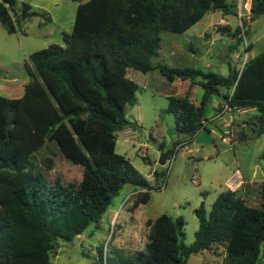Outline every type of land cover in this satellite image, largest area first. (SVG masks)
<instances>
[{"label":"trees","instance_id":"1","mask_svg":"<svg viewBox=\"0 0 264 264\" xmlns=\"http://www.w3.org/2000/svg\"><path fill=\"white\" fill-rule=\"evenodd\" d=\"M73 1L78 3L75 23L72 32L62 34L64 44L31 56L33 66L26 65L30 81L21 98L0 95V264H54L51 255L58 241L72 242L92 224H99L126 185L139 191L150 188L132 162L115 151L117 133L138 128L126 118L139 89L128 77L129 69L159 70L169 83L181 80L194 85L200 80L204 94L199 105L189 94L167 97L177 130L191 141L209 121L206 110L214 96L222 97V104L233 111L256 110L257 134H264V53L242 71L229 63L228 76L153 62L161 49L162 32L184 34L209 12L237 15L235 3ZM251 1L250 20L255 21L264 16V0ZM17 2L0 0V23L8 34L23 32V24L36 17L52 23L49 13L26 2L18 14ZM246 26L243 21L234 32L229 27L222 31L241 39ZM48 143L83 168L79 184L51 182L46 171L53 169L52 159H44L42 167L34 161L33 155ZM195 214L199 228L193 244L182 241V217L159 222L151 227L145 250L122 257L120 264H188L192 255L216 247L225 249L222 264H264V179L258 187L248 185L245 194L221 193L210 212L202 203ZM103 254L97 261L104 259Z\"/></svg>","mask_w":264,"mask_h":264},{"label":"rangeland","instance_id":"2","mask_svg":"<svg viewBox=\"0 0 264 264\" xmlns=\"http://www.w3.org/2000/svg\"><path fill=\"white\" fill-rule=\"evenodd\" d=\"M241 1L246 0L229 2L239 8ZM24 2L31 4L36 11L49 13L52 23L47 24L44 18L36 17L23 24V32L13 35L8 34L0 23V95L12 99L20 98L25 83L30 81L26 65L33 66L31 56L53 44H64L62 34L72 32L78 7L73 0H18V14ZM232 16L229 19L221 11L209 12L184 34L162 32L161 49L153 59L154 64L192 67L223 76L230 73L228 63L240 70L244 61L248 63L264 53V16L255 21L241 19L239 9L237 15ZM221 20L230 21L231 27L217 24ZM243 21L247 22L244 31L248 35L237 38L240 41L235 49L229 50L232 56L227 63V42L221 40L222 36L231 35H224L222 28L229 27L234 32ZM214 22L213 29L211 23ZM205 33L211 34V40L216 38L215 46L206 43ZM230 39L226 37V41L230 42ZM235 58L237 63L233 61ZM128 77L139 89L135 103L128 106L126 118L139 127L129 133L118 132L115 151L132 162L148 180L150 188L140 192L135 186L126 185L112 200L99 224H92L72 242L58 241L51 255L54 264H108L107 259L109 264H120L122 257L131 258L145 250L151 227L159 222H175L179 217L185 222L182 241L191 245L199 228L195 210L204 203L210 212L217 197L228 191L226 181L233 173L240 169L249 174L258 166L260 185L264 179V162L261 160L264 134H257L259 113L256 110L233 111L232 122L226 118L216 119L219 122L212 123L214 142L199 144L177 130L175 117L168 111L167 97H186L189 93L190 100L201 101L204 89L200 85L195 88L194 84L189 89L187 83H179L173 87L159 70L143 73L129 69ZM223 93L228 94L227 91ZM218 99L212 97L207 105L209 120L214 113L212 105ZM174 149L171 155L174 163L170 170L171 158L164 166L160 159ZM46 158L53 162V169L46 171L51 182L56 179L66 185L81 182L83 168L67 160L53 143L33 155L39 167ZM101 251L104 259L99 262L97 257ZM225 254L223 247H216L192 255L188 264H222Z\"/></svg>","mask_w":264,"mask_h":264},{"label":"crops","instance_id":"3","mask_svg":"<svg viewBox=\"0 0 264 264\" xmlns=\"http://www.w3.org/2000/svg\"><path fill=\"white\" fill-rule=\"evenodd\" d=\"M230 17H233L232 15H225V18H229L230 19ZM75 23V22H74ZM217 24H219V25H228V26H230L231 27V25H232V23L230 22V21H225V20H221L219 23H217ZM214 26H215V22L214 23H211V28H213L214 29ZM217 32H218V30H217ZM218 34H220V33H218ZM221 35V34H220ZM204 36H205V39H206V43H209V44H211L212 46H215L216 45V43H215V40H216V38H212V40H211V34H209V33H205L204 34ZM226 37H229V38H231L230 40V42L229 41H226ZM222 40L221 41H223V42H227V45H225V48H227L226 50H227V53H226V55H225V60H226V62L228 63L229 62V60H228V58H230V56H232V54L230 55L229 54V50H233L234 49V45H236V42H237V39L235 38V37H233V36H222ZM224 45V44H223ZM209 51L211 52L212 51V49L210 48L209 49ZM235 57H237V55H235ZM220 58H223L222 57V55H220ZM224 60V59H223ZM233 61L235 62L236 61V58L235 59H233ZM229 64V63H228ZM175 68V67H174ZM129 71V70H128ZM29 82H27V83H25V85H24V87H23V94H22V96L24 95V92H25V86L28 84ZM188 84L189 85V89H191V87H192V84H191V82L190 81H181V80H176L175 82H173V83H171V85L173 86V87H175L177 84ZM199 86V84L198 83H196V85H195V88H197ZM194 90V89H193ZM187 94H189V93H187ZM21 96V97H22ZM20 97V98H21ZM192 102H194L195 104H197V105H199L200 104V102L201 101H194V100H191ZM222 103H223V99L221 98V97H219V99L217 100V101H215L214 102V104L212 105V107H213V109H214V113L213 114H211L212 115V117H211V120H209L208 122H209V128L212 130V134H213V137H214V135H215V129L213 128V126H212V123L213 122H219V121H216V120H214V121H212V119L213 118H215V115H216V110L215 109H217V107L219 106V105H222ZM210 115V116H211ZM233 119H234V117L230 114V115H227L226 116V120H228L229 122H232L233 121ZM219 124V123H218ZM217 124V125H218ZM137 126L139 127V125L137 124ZM124 132H126V133H129L130 131H131V128H129V129H126V130H123ZM123 131H121V132H123ZM264 162V161H263ZM258 166H256L253 170H252V172L251 173H249V174H245V173H243L240 169L239 170H237L235 173H233L232 175H231V177H229L228 179H227V181H226V184H227V182H228V180L229 179H231L233 176H236L237 178H238V180H239V178H240V181H241V185L240 186H238V188L237 187H235L236 188V191L237 190H239V191H241L243 194H245V192H246V189H247V186L248 185H255L256 187H258L260 184H259V181H258V178H259V176H260V174H258L259 172H258ZM262 182H263V180H262ZM228 188V187H227ZM228 190H229V188H228Z\"/></svg>","mask_w":264,"mask_h":264},{"label":"built area","instance_id":"4","mask_svg":"<svg viewBox=\"0 0 264 264\" xmlns=\"http://www.w3.org/2000/svg\"><path fill=\"white\" fill-rule=\"evenodd\" d=\"M239 17L241 19L245 18V19H251V10H252V1L251 0H246V1H241L240 3V6H239ZM241 27H243V22H242V25ZM243 35L245 37V31H244V28H243ZM239 57V56H238ZM236 63L238 62L237 59L235 61ZM247 64V61H244L242 63V66H241V69L240 71H242L245 67V65ZM222 108L221 111H218L216 112V115H215V118L212 119V121L216 120V119H221V118H226L227 115H230L233 110L232 108L228 105V104H222V105H219L217 107L218 108ZM204 126L202 127V129L195 135V137L197 135H199L204 129L205 127L209 126V122L208 121H205L203 122ZM181 147V146H180ZM178 148V147H177ZM179 149V148H178ZM171 158V157H170ZM171 160V163H170V170L173 166V163H174V157L170 159ZM242 183L240 181V178L238 180V178L236 176H233L231 179L228 180L227 182V187L229 188V190L231 191H236V188H238V186H240ZM142 191V190H141ZM140 191V192H141Z\"/></svg>","mask_w":264,"mask_h":264},{"label":"water","instance_id":"5","mask_svg":"<svg viewBox=\"0 0 264 264\" xmlns=\"http://www.w3.org/2000/svg\"><path fill=\"white\" fill-rule=\"evenodd\" d=\"M195 141L199 144H212L214 142L212 130L210 128H205L199 135L195 137ZM172 151L164 153L160 159V164L164 166L170 159Z\"/></svg>","mask_w":264,"mask_h":264}]
</instances>
